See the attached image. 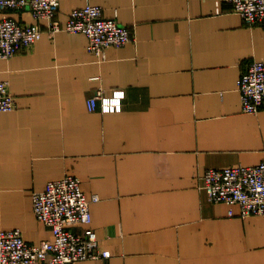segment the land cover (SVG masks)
Masks as SVG:
<instances>
[{"label": "crops", "instance_id": "crops-1", "mask_svg": "<svg viewBox=\"0 0 264 264\" xmlns=\"http://www.w3.org/2000/svg\"><path fill=\"white\" fill-rule=\"evenodd\" d=\"M100 4L131 29L104 57L81 32L50 33L0 58L17 106L0 111V230L33 244L52 237L34 192L70 173L91 201L109 257L77 264H264V214H228L202 187L208 168L264 161V108L244 112L238 79L264 59V21L230 0H60L57 19ZM34 22L29 7L0 10ZM121 97L104 111L98 92ZM72 229L82 232L85 225Z\"/></svg>", "mask_w": 264, "mask_h": 264}, {"label": "built area", "instance_id": "built-area-1", "mask_svg": "<svg viewBox=\"0 0 264 264\" xmlns=\"http://www.w3.org/2000/svg\"><path fill=\"white\" fill-rule=\"evenodd\" d=\"M237 13L248 24L264 21V0H230ZM60 0H0V10H23L29 7L34 22L20 23L12 16L0 19V58H9L40 41L43 28L40 20L47 19L50 33L67 30L84 33L89 40L87 49L104 57L106 48L121 47L132 39L129 26L115 16L106 17L100 4L87 3L70 12L65 23L57 19ZM242 109L257 112L264 108V59H256L247 65L238 79ZM101 91L88 102L95 110ZM104 111L121 109V97L102 96ZM17 99L9 82L0 80V111H11ZM202 187L214 202L229 205L228 214L247 217L264 214V161L257 164L208 168ZM99 195L88 197L78 176L67 173L64 177L50 179L46 189L33 194V210L37 218L50 226L53 235L39 244L29 243L20 228L0 230V264H77L83 260L109 257L110 250L103 249L92 227L91 201ZM83 224L80 233L73 225Z\"/></svg>", "mask_w": 264, "mask_h": 264}, {"label": "rangeland", "instance_id": "rangeland-1", "mask_svg": "<svg viewBox=\"0 0 264 264\" xmlns=\"http://www.w3.org/2000/svg\"><path fill=\"white\" fill-rule=\"evenodd\" d=\"M100 98L102 99V96H101ZM41 222H42V221H41ZM44 224H45V223H44ZM45 225H46V224H45ZM77 225H81V224H77ZM46 226H47V225H46ZM73 226H75V225H73ZM73 226H72V227H73Z\"/></svg>", "mask_w": 264, "mask_h": 264}]
</instances>
